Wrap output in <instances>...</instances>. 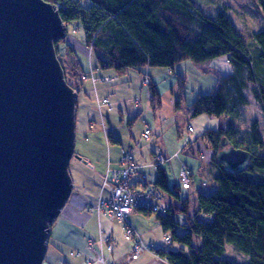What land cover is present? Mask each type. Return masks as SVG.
Listing matches in <instances>:
<instances>
[{"label":"trees","instance_id":"obj_1","mask_svg":"<svg viewBox=\"0 0 264 264\" xmlns=\"http://www.w3.org/2000/svg\"><path fill=\"white\" fill-rule=\"evenodd\" d=\"M46 1L58 5L59 16L66 25L77 23L83 33L82 41L90 50L89 62H95L97 69L113 70L117 74L131 69L146 76L144 67L172 69L175 63L183 60L199 63L226 55L234 63V74L247 72V78L254 83L251 88L253 97L264 109V29L253 33L255 48L249 51L226 14L219 11L213 17L206 16L193 0ZM258 2L264 11V0ZM197 21L201 24L199 32L195 29ZM60 43L66 47L61 54L68 53L72 57L71 73L66 81L81 91L84 74L88 73L86 65L81 63L79 54L67 42V35L56 44L59 53ZM177 78L178 83L182 81V76L177 75ZM144 83L155 110L160 105V93L152 81L145 79ZM227 108L221 88L213 93L198 94L190 105L194 116L202 113L220 115ZM251 132L253 141L262 144L256 122H253ZM203 136L212 149L211 160L218 169L215 176L217 187L208 194L197 191L195 212L187 213L179 223L168 207H165V214L136 208L144 213H156L164 231L171 230L168 243L176 241L182 245L178 250L164 247L153 250L168 264H264V181L249 177L255 169L264 170V155L243 147L232 126L207 129ZM222 137H226L235 148L251 153L249 166L243 172L229 173L216 160ZM107 140L116 141L112 135ZM186 142L191 143L190 139ZM157 173L153 186L168 190L167 177L161 167ZM188 202L187 198L182 201L185 212L188 211ZM177 223L183 228L181 234L175 231ZM195 238L198 242H194ZM227 243L246 254L248 262L221 258Z\"/></svg>","mask_w":264,"mask_h":264},{"label":"rangeland","instance_id":"obj_2","mask_svg":"<svg viewBox=\"0 0 264 264\" xmlns=\"http://www.w3.org/2000/svg\"><path fill=\"white\" fill-rule=\"evenodd\" d=\"M193 2L204 15L209 17H213L219 11H222L241 34L247 44L248 50L252 51L255 48L252 35L254 32L264 29V11L259 5L258 0H193ZM55 6L58 9V5L55 4ZM195 29L197 32L201 30L199 21L195 22ZM67 31L68 39L72 37L81 42L83 33L77 27L76 22H69L67 24ZM59 48L61 50L60 53L57 51L55 45L56 55L62 66L66 80V77L71 73L70 64L72 57L68 53L61 54V52H65L66 50L63 43L59 44ZM78 54L81 63L88 66L89 57L80 51ZM152 68L166 71V68ZM174 69L175 73H173V76H182V81H179V83L173 86L171 88L172 90H166L160 94V105L156 106L155 110L150 104L149 90L142 81L144 74H139V72L137 73L131 69L121 74V79L109 83H103L101 79H93V82L98 81L97 94H94V90L86 88L88 93L86 95L83 89L77 91L69 85L77 92L75 153L86 161V163H83L74 157L70 160L68 169L72 178V189L74 191L80 189V181H82L84 183V191L90 194L93 193L98 179L94 168L95 166H100L98 159H102L103 163L106 164L108 155L113 157L120 152V166L123 157L122 151H128V149L131 150L132 160L137 166L135 175L138 179L137 182L142 183L144 180L147 181V175L145 173L140 172L141 174H139L138 168L140 166L135 162L134 157L139 161L148 162L150 153L153 151L157 154L154 155L152 161L147 166L156 171L161 165L165 169L169 190L173 195L167 190L161 189L162 196L165 197L166 201L169 198L174 200L178 210H175L173 215L179 223L186 216L185 210H183L185 209L182 203L183 199L187 197L189 200L188 215H191L192 210L196 207L195 200L198 191L196 190L198 188L192 186V182L185 188L187 190L181 187L180 172L182 168H186L184 164L194 174L195 182L204 181L200 187L201 192L208 194L217 187L215 176L218 169L211 160L213 152L208 146L207 139L203 136L205 130L232 126L236 130L237 139L243 142V147L255 154L264 155V109L253 97L251 88L254 86V83L247 78V72L245 74H234V63L226 55H221L199 63L183 60L175 63ZM84 76L85 78L88 77L87 74H84ZM218 88H221L227 100L228 108L226 112L220 115L206 113L192 115L190 105L197 98L198 94L213 93ZM112 94L114 95L113 97L111 96ZM102 95H109L112 100L116 101L114 103L115 110L109 98L101 97ZM104 98L108 99V104L104 105L102 102ZM253 122H256L260 130L262 144L256 143L252 139L251 130ZM93 123H95L94 128H92ZM147 127L153 129L151 137L147 140H140L142 139L141 133L144 130L146 131ZM190 127L192 128L191 131L189 130ZM109 135L119 138L121 144L108 141L107 137ZM132 135L135 136L132 137ZM188 139H190L191 143L186 142ZM181 147H184V149ZM159 153H163L168 160L163 156V160L160 162L158 159ZM87 161L89 162L87 163ZM112 168L107 166V172L109 173V170ZM150 172V178L153 179V171L150 170ZM249 177L251 180L264 181V170L255 169L253 172H250ZM190 181H192L191 174ZM103 186L109 191L108 197L103 198L100 196L93 206H90V208L87 207V210H94L97 214L101 213L99 211L103 210V208L98 210L99 202L101 200H108L110 196V190L105 185L104 179ZM148 187H153V185ZM175 193L178 194V197L174 195ZM129 215L127 219H129ZM151 215L153 218H156L155 213ZM142 217L146 219L143 215ZM178 223L175 225V231L181 234L183 233V228ZM50 231L51 237L50 241H48L51 245L48 248L47 256L45 255L43 264L45 260L51 259H57V261L61 262L62 259H65L64 257H66L67 253L64 248L66 241L73 237H83L84 234L82 230H77L75 226L71 224L69 226L63 219L62 213L50 225ZM136 231L139 233L137 229ZM160 231L163 234L162 229ZM164 232L168 236L171 235V230ZM78 240L81 241L80 238ZM165 240L166 238H164V244H161L162 247L173 250H178L182 247L176 241L169 243L166 241V243ZM197 240L195 238L194 242H198ZM92 245L93 241L90 240L89 248ZM52 246L57 247L58 252L52 249ZM144 246L146 249L151 248L146 244ZM220 257L244 263L248 262L249 259L246 254L238 251L233 245L228 243L225 244L224 251ZM86 264H90V262H86ZM106 264H109V262Z\"/></svg>","mask_w":264,"mask_h":264},{"label":"water","instance_id":"obj_3","mask_svg":"<svg viewBox=\"0 0 264 264\" xmlns=\"http://www.w3.org/2000/svg\"><path fill=\"white\" fill-rule=\"evenodd\" d=\"M67 35L46 0H0V264H42L50 225L71 195L77 92L55 45ZM216 160L246 170L251 153L222 137Z\"/></svg>","mask_w":264,"mask_h":264},{"label":"crops","instance_id":"obj_4","mask_svg":"<svg viewBox=\"0 0 264 264\" xmlns=\"http://www.w3.org/2000/svg\"><path fill=\"white\" fill-rule=\"evenodd\" d=\"M82 39L81 42H79L78 40L70 37L69 39L67 38V42L70 44L71 48L77 54L80 51L84 55L89 57L90 50L84 44ZM76 49L79 51H77ZM85 67L88 71L87 73L88 77L84 78L83 80V91L86 92V95H88L86 88H90L91 90H94V94H97L98 81L93 82V79L95 78L97 80L101 79V82L103 83H109L117 79H121L120 78L121 74L111 72L113 70L97 69L96 63L93 61H90L88 66ZM143 70L146 73V76L143 75L144 77H142L143 84L145 85L144 83L145 79L152 81L157 87L160 94L166 90L168 91L172 90L171 88L178 83V78L173 76V73H175L174 66L172 69L166 68V71H163L161 69H154L152 67H144ZM111 96L113 97L114 95L112 94ZM101 97H108L112 102V104L114 105V110H115V104H114L116 102L115 100H112L109 95H102ZM94 125L95 123H93L92 128H94ZM150 130L152 135L153 129L150 128ZM134 136L135 135H132V137ZM113 137L116 139L115 141L116 143L121 144L120 142L121 140L119 138L115 136ZM155 154L157 153L151 151L149 157L150 159L148 162L139 161L134 157L135 162L138 164V166H140V168H138L139 174H141L142 172L145 173L147 175V181L144 180V182L138 183L137 182L138 179L135 176L131 182L132 185H138L139 187H148L154 185L153 182L158 173L156 170L152 169L147 165L150 161H152ZM159 154L164 156L163 153H159ZM165 159L167 158L165 157ZM119 160H120V152L119 154L113 157L108 155L107 160L105 162L106 164L103 163L102 159L100 158L98 159V163L100 166H95L94 168L95 173L98 175V179H97V185H95V190L93 193L90 194L84 191L83 189L84 183L82 181H80L81 184L80 189H77L75 191L74 189H72L71 195L68 198L67 202L65 203L64 207L62 208L61 213L63 219L69 226L71 224L75 226L77 230L80 229L84 232L83 237H73V238H69L66 241V244H64V248L66 249L67 253H66V257H64L65 259H62L61 262L57 261V259L55 260L51 259V260H45L44 264H86V262H90V264H99V263L106 264L107 262H109V264H168L165 259L157 255L153 250V248L162 247L161 244L164 242V238L168 236L165 234L164 229L162 228L156 213H155L156 218H153L151 212L144 213L143 210H135L129 215V220L139 231L140 238L143 241V243L151 247L149 249L142 251L138 257L133 258L131 256V242L125 240L124 238L122 223L116 219L110 218L104 211L97 214L94 210H90V211L87 210V207L90 208V206H93L100 196L103 198L108 197L109 191L105 186H103V179L104 176L107 174V166L118 168ZM88 162L89 161H87V163ZM184 165L185 167L189 168L186 164ZM160 167L166 175V171L163 168V166L161 165ZM150 170L153 171L154 174L153 179L150 178V174H151ZM189 171L191 174L192 186L198 188L196 190L200 191V187L204 181L195 182L194 174L192 173L190 168ZM167 185H168L167 191L173 195V193L169 190L168 179H167ZM159 190L161 191L160 188ZM174 195L178 197V194L175 193ZM160 204L161 206L168 207V209L170 210V214L172 215L175 212V210H178L177 205L174 203V200L171 198H169L168 201H166L165 197L162 196V200L160 201ZM195 210L196 207H194V209L192 210V214L195 212ZM185 213L189 214L188 211ZM142 215L146 217V219L143 218ZM160 229H162L163 234L161 233ZM50 237H51V231H50ZM50 237H49V241H50ZM78 238H80L81 241H79ZM90 240L93 241V245L91 248H89ZM49 241H48V248L51 245ZM107 244H110L112 246L111 250H108ZM52 249L58 252L57 247L52 246ZM47 252H46V256H47ZM97 254H101V256L104 258V261L100 262L96 258Z\"/></svg>","mask_w":264,"mask_h":264},{"label":"built area","instance_id":"obj_5","mask_svg":"<svg viewBox=\"0 0 264 264\" xmlns=\"http://www.w3.org/2000/svg\"><path fill=\"white\" fill-rule=\"evenodd\" d=\"M102 102L108 104V99H102ZM191 131V128H189ZM150 136V130H144L141 133L140 140H147ZM131 150H123V157L121 159V165L119 168H112L107 172L104 183L110 190V196L108 200H101L98 205V210H103L109 217L120 220L123 224V234L126 240L131 242V256L136 258L139 254L146 250L145 244L140 238V234L136 231L135 226L127 219L128 215L136 208L147 209L160 214L166 213V208L159 204L162 199V194L158 188L145 187L141 188L138 185H132V179L136 175L137 166L132 160ZM130 153V154H129ZM160 162L163 160V156L159 155ZM180 182L182 187L186 188L190 184V175L186 168H182ZM109 175V176H108ZM170 237L166 236V241H169ZM108 250H111L112 246L107 244ZM96 258L100 261H104L101 254H97Z\"/></svg>","mask_w":264,"mask_h":264},{"label":"bare ground","instance_id":"obj_6","mask_svg":"<svg viewBox=\"0 0 264 264\" xmlns=\"http://www.w3.org/2000/svg\"><path fill=\"white\" fill-rule=\"evenodd\" d=\"M104 105H105V103H104ZM191 130H192V128H191ZM42 264H43V262H42Z\"/></svg>","mask_w":264,"mask_h":264}]
</instances>
